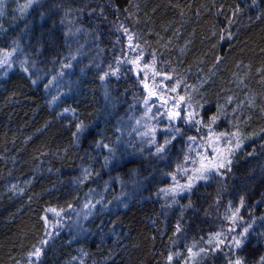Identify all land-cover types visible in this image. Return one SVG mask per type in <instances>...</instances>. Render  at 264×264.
<instances>
[{
  "label": "trees",
  "instance_id": "trees-1",
  "mask_svg": "<svg viewBox=\"0 0 264 264\" xmlns=\"http://www.w3.org/2000/svg\"><path fill=\"white\" fill-rule=\"evenodd\" d=\"M100 13L111 31L124 21L166 87L250 136L234 179L163 198L171 170L119 131L140 90L107 57L120 42ZM5 46L21 50L0 78V264H187L191 248L206 264L224 214L254 205L240 256L262 263L264 0H39L14 10Z\"/></svg>",
  "mask_w": 264,
  "mask_h": 264
},
{
  "label": "rangeland",
  "instance_id": "rangeland-1",
  "mask_svg": "<svg viewBox=\"0 0 264 264\" xmlns=\"http://www.w3.org/2000/svg\"><path fill=\"white\" fill-rule=\"evenodd\" d=\"M37 2L39 0H30V3L24 6V0H2L0 32L14 21V10L18 9V15L27 18ZM95 20L97 25H106L104 29L110 34L108 43L112 40L120 42V49L118 46L115 48L114 44V48L108 50L107 57L112 58L111 64L117 62L122 68L129 69L140 90L136 112L124 118L120 133L123 132L124 139L128 136L126 141L133 140L137 151H154L157 159L164 162L165 168L172 172L164 180L163 198L172 206L178 205L180 199L200 187L204 188L209 183L223 187L234 179L231 167L242 161L245 148L251 144L250 136L232 130L223 116L216 118L212 113H206L202 106L192 104L190 98L186 99L177 94L175 87L172 90L166 87L168 80L165 74L153 62V57L144 53L140 40L131 34L123 20L118 22L119 26L115 32L114 29L110 30L112 20L109 16L100 13ZM20 50V46L15 49L5 46L0 53V78L14 68V57L19 55ZM213 117L216 118L214 121ZM238 142L239 148L236 147ZM124 147L129 149L128 146ZM158 148H162V151H158ZM229 160L230 164L227 163ZM220 163H224L225 167L218 168ZM201 173L205 178H199ZM226 207L229 210V206ZM255 207L256 205L246 210L237 206L230 216L224 214L222 219H226V222H221L219 230L215 231L220 237L219 241L208 239V243L215 241L211 245L218 243L219 248L212 250L207 248L206 244L201 247L206 264H217L214 255L221 249L223 252L218 256L222 258L220 264H235L237 259L241 264H246L245 259L240 256V251L254 237V234L250 235L254 219L247 220L245 217L252 214ZM80 215L81 213L78 214L79 217ZM260 220L264 221L261 217ZM50 238L49 235L46 243ZM236 240L242 241L239 247L236 246ZM190 254L192 258L187 264H197L196 258L199 254H195L193 248ZM261 264H264V259Z\"/></svg>",
  "mask_w": 264,
  "mask_h": 264
},
{
  "label": "snow or ice",
  "instance_id": "snow-or-ice-1",
  "mask_svg": "<svg viewBox=\"0 0 264 264\" xmlns=\"http://www.w3.org/2000/svg\"><path fill=\"white\" fill-rule=\"evenodd\" d=\"M0 2H2V0H0ZM253 3H255V0H253ZM237 11H239V9H237ZM229 38H230V37H229ZM131 39H132V37L130 36V37H129V40H131ZM0 66H2V64H0ZM102 79H103V77H102ZM145 103H147V101H145ZM176 115H178V113H177ZM170 118H171V117H170ZM215 119H216V118L213 117V121H214ZM80 130H81V128H80V126L78 125V126H77V131L79 132ZM177 131H178V130H177ZM221 135H223V134H221ZM233 135H235V134H233ZM190 139H193V138L190 137ZM236 147H237V148L240 147L239 142L237 143ZM157 150H158V151H162V148H158ZM229 154H231V153H229ZM227 163L230 164L231 161L229 160V161H227ZM217 167H218V168H223V167H225V164H224V163H220V164L217 165ZM199 178H205L204 175H203V173H201V176H200ZM188 187L190 188V187H191V184H189ZM246 231H247V229H245V232H246ZM45 243H46V242H45ZM235 243H236V246L239 247L240 244L242 243V241H240V240H236ZM33 255L36 256V257L38 258V257L41 255V249H40V248H36L35 251H34V253H33ZM169 260H171V257H169ZM235 264H241L240 260L237 259V260L235 261Z\"/></svg>",
  "mask_w": 264,
  "mask_h": 264
}]
</instances>
